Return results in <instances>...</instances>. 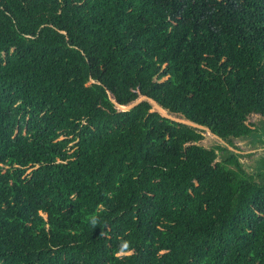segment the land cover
I'll use <instances>...</instances> for the list:
<instances>
[{
    "label": "trees",
    "instance_id": "obj_1",
    "mask_svg": "<svg viewBox=\"0 0 264 264\" xmlns=\"http://www.w3.org/2000/svg\"><path fill=\"white\" fill-rule=\"evenodd\" d=\"M258 128L264 0H0V264H264Z\"/></svg>",
    "mask_w": 264,
    "mask_h": 264
},
{
    "label": "rangeland",
    "instance_id": "obj_2",
    "mask_svg": "<svg viewBox=\"0 0 264 264\" xmlns=\"http://www.w3.org/2000/svg\"><path fill=\"white\" fill-rule=\"evenodd\" d=\"M248 121L254 123L256 126H261V116L258 114L250 115ZM199 144L207 149L217 145L225 146L220 139L211 135L206 129L205 133H203V140ZM234 145L240 150L239 153L242 156L240 163L243 169L248 174L253 175L256 180H260L258 176L264 175V135L261 128L255 129L247 139L235 140ZM228 150L229 152H237L233 148H228ZM218 155H221V153Z\"/></svg>",
    "mask_w": 264,
    "mask_h": 264
},
{
    "label": "water",
    "instance_id": "obj_3",
    "mask_svg": "<svg viewBox=\"0 0 264 264\" xmlns=\"http://www.w3.org/2000/svg\"><path fill=\"white\" fill-rule=\"evenodd\" d=\"M147 97L142 95L140 96L135 102H132L128 105H121V104H118L117 103V106L122 109V110H128L132 107H134L137 103H139L140 101L146 99ZM148 100L152 103V106H153V109L154 110H157L162 116H166V117H170L176 121H179V122H183V123H186V124H189V125H193V126H197V127H200V128H203V129H206L207 132L210 133V130L208 127H204L200 124H197L195 123L194 121H191V120H188V119H184V118H178V117H175V116H172L168 113V111L166 109H163L155 100L151 99V98H148ZM216 137L217 139H220L218 136H214ZM220 141L222 143L225 144V142L223 140L220 139ZM226 145V144H225ZM229 147V146H228ZM231 149V147H229Z\"/></svg>",
    "mask_w": 264,
    "mask_h": 264
},
{
    "label": "clouds",
    "instance_id": "obj_4",
    "mask_svg": "<svg viewBox=\"0 0 264 264\" xmlns=\"http://www.w3.org/2000/svg\"><path fill=\"white\" fill-rule=\"evenodd\" d=\"M93 223H95V221H93ZM128 247H129L128 242H126V241L123 242V243L121 244V246H120V252L117 253V254H118V255H120V254H124V253H125V250H127Z\"/></svg>",
    "mask_w": 264,
    "mask_h": 264
}]
</instances>
